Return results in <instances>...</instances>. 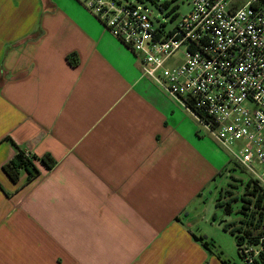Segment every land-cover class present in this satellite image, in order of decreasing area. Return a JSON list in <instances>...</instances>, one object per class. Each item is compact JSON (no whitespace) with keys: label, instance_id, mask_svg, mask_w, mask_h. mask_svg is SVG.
<instances>
[{"label":"crops","instance_id":"0c3cea01","mask_svg":"<svg viewBox=\"0 0 264 264\" xmlns=\"http://www.w3.org/2000/svg\"><path fill=\"white\" fill-rule=\"evenodd\" d=\"M0 73V264H224L192 235L225 149L80 0H0ZM19 148L56 163L14 182Z\"/></svg>","mask_w":264,"mask_h":264},{"label":"built area","instance_id":"2783aa9c","mask_svg":"<svg viewBox=\"0 0 264 264\" xmlns=\"http://www.w3.org/2000/svg\"><path fill=\"white\" fill-rule=\"evenodd\" d=\"M80 1L139 57L143 74L181 100L264 187V2L192 0L177 31L157 38L148 9ZM181 51L182 60L168 64Z\"/></svg>","mask_w":264,"mask_h":264},{"label":"trees","instance_id":"16d2710c","mask_svg":"<svg viewBox=\"0 0 264 264\" xmlns=\"http://www.w3.org/2000/svg\"><path fill=\"white\" fill-rule=\"evenodd\" d=\"M116 1L120 4H126V6L131 9H136L138 7L127 0H124L125 2H123V0ZM261 1L264 2V0ZM157 5L160 10L168 9L171 6L168 1ZM178 7V5H173L168 11V13H172L171 20H175L172 28L167 29L165 23L159 22V19L156 18V21L159 22L156 24L155 29L157 38L171 37L177 31L179 27L178 22L183 15L177 11ZM143 9L148 8L144 7ZM37 32L38 31H36V33ZM67 60L73 66L78 64V58L75 53L69 54ZM190 107L204 118L203 113L199 112V110L192 105ZM5 139L8 138L6 137ZM55 163L56 162L48 154L39 157L19 148L14 157L3 165V169L14 182H18L23 171H25L27 173L25 183H29L41 174V168L50 169ZM234 164L235 168L245 171L236 163ZM39 166L41 168H39ZM233 181H236L237 184L230 182L228 187L219 190L216 199V207L222 208L225 214H231L234 211L233 203L240 202L241 206L236 211V217L229 221L222 219L220 220V224H223V229L225 231H228L235 237L238 254L244 263L264 264V187L250 176L246 182H243L241 179H233ZM239 184L243 186L241 192L239 191ZM192 236L194 240L199 242L206 250L211 251L209 247L210 242L207 241L205 236H198L196 234ZM223 263L230 264L227 261H223Z\"/></svg>","mask_w":264,"mask_h":264},{"label":"rangeland","instance_id":"374dc122","mask_svg":"<svg viewBox=\"0 0 264 264\" xmlns=\"http://www.w3.org/2000/svg\"><path fill=\"white\" fill-rule=\"evenodd\" d=\"M128 2H131L135 4L138 7H147L149 11L151 12V16L154 20L155 24H158L159 22L165 23V26L167 29L172 28V26L175 23V20H171L172 13L169 12V9L173 5H178L177 11L180 14H185L191 9L192 0H127ZM170 2V8L160 10L157 4L163 3V2ZM123 2H125L123 0ZM156 18L159 19V22L156 21ZM172 21V22H171ZM183 58V51L178 52L173 60L171 62H168V64H174L179 61H181ZM223 151V150H222ZM223 160L225 161L226 168L223 170V174L218 176L216 178V181L213 183H216L217 186H213V194L207 193V196L209 197L208 204L209 206H205L199 214L198 219L196 220V224L199 223V226L203 228L202 230L198 231L197 228H194V233L196 235H205L204 233H207L208 240L210 242L209 247L210 250H206L210 256H213L216 258V262H223L227 261L230 264H246L242 260V258L238 254V249L236 245L235 237L229 233L228 231H225L223 229V224H220V220L225 219L226 221L231 220L232 218L237 216V209L240 208L241 203L235 202L233 203V209L234 211L231 214H225L222 208L216 207V199L217 194L220 189L228 187V184L230 182H233L234 184H237L236 181H233V179H241L243 182H246L249 178V174L246 171H241L239 168H235L234 161L231 158V155L224 150L223 154H221ZM243 189L242 184H239V191L241 192ZM215 190L217 191L215 196ZM203 207V206H202ZM195 224V226H196ZM213 240H212V239ZM204 248V247H203ZM205 249V248H204Z\"/></svg>","mask_w":264,"mask_h":264}]
</instances>
